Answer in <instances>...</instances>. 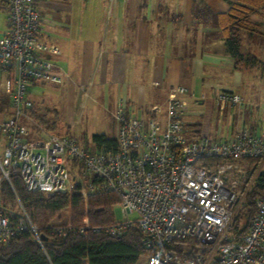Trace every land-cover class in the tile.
<instances>
[{"label":"built area","instance_id":"built-area-1","mask_svg":"<svg viewBox=\"0 0 264 264\" xmlns=\"http://www.w3.org/2000/svg\"><path fill=\"white\" fill-rule=\"evenodd\" d=\"M3 1L7 15L0 71L13 77L6 85L9 101L0 108V190L3 181L16 175L29 191L65 192L76 184L85 204L95 193L116 194L123 217L106 232L118 234L133 225L139 229L148 253L136 264H264V197L256 201L247 231L235 239L233 220L253 179L237 189L227 176L229 171L244 173L241 158L264 159V109L261 123L230 137L186 134L182 116L189 99L197 104L204 96L176 85L168 89L163 120L158 105L142 118L118 104L113 112L116 150L81 145L74 136L43 131L34 121L29 140L19 123L21 117L32 121L28 89L35 82H63V73L50 59L60 50L37 37L39 0ZM216 100L243 105L232 92H221ZM16 202L14 219L0 202V243L26 231L41 243L23 205ZM50 230L65 231L57 223Z\"/></svg>","mask_w":264,"mask_h":264},{"label":"crops","instance_id":"crops-1","mask_svg":"<svg viewBox=\"0 0 264 264\" xmlns=\"http://www.w3.org/2000/svg\"><path fill=\"white\" fill-rule=\"evenodd\" d=\"M59 7L64 19L59 17ZM0 8L5 9L4 4ZM228 9L225 0H86L83 8L72 12L67 2L39 0L38 29L46 34L48 22L61 27L53 42L43 43L60 50L50 59L63 73L67 91L73 90L75 82L86 89L87 97L94 90V102L112 120L119 103L130 114L145 118L153 105L164 110L168 89L176 85L203 96L221 90L242 97L241 70L234 69L218 25V14ZM46 17L58 19L60 24ZM251 19L256 20L254 14ZM258 22L264 31L262 19ZM254 35H246L249 48L254 47ZM241 52L244 56L243 45ZM247 52L255 56L251 50ZM0 102L6 107L2 95ZM195 105L188 102L182 121L186 129L200 135L193 116L201 111ZM160 118L163 120L164 111ZM261 121L262 117L253 121L243 114L242 128L253 129ZM239 129L231 127L226 137Z\"/></svg>","mask_w":264,"mask_h":264},{"label":"trees","instance_id":"trees-1","mask_svg":"<svg viewBox=\"0 0 264 264\" xmlns=\"http://www.w3.org/2000/svg\"><path fill=\"white\" fill-rule=\"evenodd\" d=\"M225 1L229 9L226 13L218 14V25L226 52L233 59V67L240 69L241 62L246 61L241 52V33L247 31L252 35L259 32L260 23L250 18L253 14H259L264 22V0ZM3 3L0 0V5ZM0 108H3L1 103ZM29 113L40 126L52 128L44 118L35 115L33 108ZM90 143L102 151L117 148L116 137L104 133L91 134ZM253 161L254 158L238 160L246 166ZM262 197L264 170L257 175L251 190L245 195L243 208L234 217L232 230L235 239L247 231L256 213V201ZM16 198L39 236L45 238L38 243L33 234L26 231L11 238L6 245L0 243V264H136L141 255L148 253L136 226H130L118 234L106 232V227L116 220L113 206L119 201L112 192L92 194L85 204L76 184L65 192L29 191L18 176L12 175L9 182H2L0 190L1 206L12 219L16 213ZM63 210L66 220L61 225L65 231L51 233V221Z\"/></svg>","mask_w":264,"mask_h":264},{"label":"rangeland","instance_id":"rangeland-1","mask_svg":"<svg viewBox=\"0 0 264 264\" xmlns=\"http://www.w3.org/2000/svg\"><path fill=\"white\" fill-rule=\"evenodd\" d=\"M67 2L72 7V12L80 10L84 6L86 0H59ZM60 10V16L64 19V12L62 7ZM57 10V11H59ZM6 10L0 8V34L5 27L6 22ZM257 15V16H256ZM260 19H259V17ZM51 23L56 25L60 24V21L46 17ZM251 19V18H250ZM254 22H258L262 19L259 14H254ZM259 19V20H258ZM252 20V19H251ZM253 21V20H252ZM47 30V33L39 32V40L42 42H53L60 33L59 28L53 24ZM259 25V24H258ZM76 23L73 22V27ZM259 29L255 33L254 47L249 48L246 43L247 31H243L242 45L244 50V59L246 61L241 62L240 70L242 75L241 80V95L243 105H231L228 102L222 100H216L217 95L224 91H217L211 96L208 93H204V98L193 106L195 110H200L201 113L195 114L193 120L196 122L195 128L198 130L201 136L213 139V138H225L227 132L231 127H244L242 122V116L250 118L253 121H257L259 117H262V109H264V31ZM47 40V41H46ZM242 47V46H241ZM254 52V55L250 52ZM12 75H5L0 72V95L4 96L5 101H9V94L5 89L6 81L12 80ZM66 83L63 81L60 84H50L35 82L32 87L28 89V99L33 103V111L35 115H38L46 121V123L52 128L42 127L43 131L59 134V135H72L78 143L86 145L90 142V136L93 133H104L107 136H116V123L111 119L107 110L98 103L94 102L92 98L94 90L91 91V96H85L86 89L80 87L78 82L73 83V90L67 91ZM7 87V86H6ZM192 99H189L191 102ZM3 108L6 103L0 102ZM190 107V106H189ZM2 108V109H3ZM33 119L28 120L23 117L19 118V123L23 125L29 132V140H33L36 126L33 123ZM35 122V121H34ZM192 128L186 129V134L192 133ZM244 173L238 174L236 172L229 171L228 178L236 182V188L240 189L245 187L246 183L253 179L252 186L257 175L260 171L264 170V159H254V161L246 166L245 163H240ZM252 188V187H251ZM113 213L116 220H120L123 215L121 214L119 206L116 204L113 206ZM132 216V215H131ZM66 220L65 211H61L60 214L55 217L51 222L61 225ZM234 222V220H233Z\"/></svg>","mask_w":264,"mask_h":264},{"label":"water","instance_id":"water-1","mask_svg":"<svg viewBox=\"0 0 264 264\" xmlns=\"http://www.w3.org/2000/svg\"><path fill=\"white\" fill-rule=\"evenodd\" d=\"M44 238H45V237H43V236H40V239H41V240H43Z\"/></svg>","mask_w":264,"mask_h":264}]
</instances>
